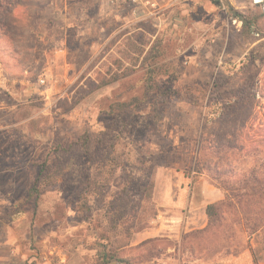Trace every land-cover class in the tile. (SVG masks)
I'll return each instance as SVG.
<instances>
[{"label":"rangeland","instance_id":"obj_1","mask_svg":"<svg viewBox=\"0 0 264 264\" xmlns=\"http://www.w3.org/2000/svg\"><path fill=\"white\" fill-rule=\"evenodd\" d=\"M227 1L254 25L215 0H22L0 20V264H264V204L238 197L264 188L244 182L264 176V15ZM157 40L162 56L144 61ZM86 136L106 141L95 161L78 158ZM50 153L61 175L31 199ZM197 181L228 205L208 233L182 227L207 221L204 206H174Z\"/></svg>","mask_w":264,"mask_h":264},{"label":"trees","instance_id":"obj_2","mask_svg":"<svg viewBox=\"0 0 264 264\" xmlns=\"http://www.w3.org/2000/svg\"><path fill=\"white\" fill-rule=\"evenodd\" d=\"M22 0H0V11L2 13V17H1V21L2 19L4 20V23L7 24L9 18L12 16V14L15 12V10L22 4L21 3ZM215 3L218 5H225L228 7V11L230 12V14L234 17V18H239L240 20H242L244 22V24H246L247 27H252V25H254L255 21L253 20H248L246 19L244 16H242L240 13H238L237 11H235L232 6L229 4V2L227 0H215ZM264 15V14H263ZM159 41L157 40L153 46L150 47V49L148 50V52L145 55L144 61H148V60H152V61H158V59L162 56L160 50L158 49L159 46ZM161 45V44H160ZM157 82L154 81V77L150 78V80L148 81V83L146 84V90H145V97L149 96L150 94L154 93V89ZM157 94V93H156ZM256 96H260L261 98H263V96L261 94H257ZM162 106H163V101L159 102L156 101L154 104V110L152 112H156L158 113L160 116L162 115ZM121 107H126V105H121ZM154 126H156L157 124H155L154 122H152ZM241 126H240V131L243 132L245 129H247L248 124H245V122H241ZM234 124V123H232ZM236 126H238V124H236ZM264 129V128H263ZM93 142L91 143V138L90 136H86V142L89 144L86 146L85 151L83 152V155H79L78 158L85 162V161H95L93 160L94 158L91 157V151L93 150H97L100 148V144L104 141V139H93ZM97 143V146H94V143ZM106 142V141H104ZM73 149V148H71ZM60 150V149H59ZM58 150V151H59ZM57 152V150L55 151ZM67 151H65L66 153ZM61 153H63L61 151ZM57 154V155H56ZM54 156V158L51 157V153L48 154V156H50L51 158H48V156H46V158L39 164V174L37 176V178L35 179L33 186L30 190V198H39L40 195L46 191L47 189H49L50 187H52L56 182H57V178L59 177V175H61L62 172V160L65 159L64 154L63 155H58L59 153H56ZM96 160H99V155H97ZM109 162L110 164L113 166L111 167L112 170L110 171V173L112 172V175L115 173V169H116V165L118 163H115V156H111L109 157ZM115 163V164H114ZM196 170V174L201 173L199 168H195ZM264 172V171H263ZM259 177L257 174H254L252 176L247 177L244 182L246 183V185L248 183H250V181H254L259 183L260 186L264 187V176L263 178ZM239 191H242L241 194L238 195V197H242L243 199H247L246 202H242L243 204V209L245 211H247L248 207H250L252 204V207H257L258 204H264V188H261V192L260 191H253L254 188L246 186L243 188H239ZM135 192L138 193L139 195L143 196L146 199H151L153 197V193H154V183L153 182H149L148 185H146L145 187H136ZM261 193L262 197H256L257 200L252 203L249 199L250 196H255L258 195V193ZM228 196H226L227 199ZM252 197V198H253ZM224 201V200H223ZM223 201L216 203V204H212L209 205L206 208V213H207V217H208V223L209 225L211 224H215L217 222H215V218L217 217V205L218 204H222ZM243 201V200H242ZM260 201V202H259ZM224 207V212L223 215L225 214L226 208H228V205L222 204ZM121 210H116V212L118 211V215L114 216V214L112 215L111 218V223H113L114 227H116L119 222H121L125 217H126V213L124 212L125 210L123 208H120ZM114 212V210H113ZM263 216V215H262ZM246 217V216H245ZM247 220V217H246ZM207 227L203 230H200L201 233H208L207 231ZM194 247V246H193ZM193 253L195 254L197 252L196 248H192ZM121 262H129V260H120Z\"/></svg>","mask_w":264,"mask_h":264},{"label":"crops","instance_id":"obj_3","mask_svg":"<svg viewBox=\"0 0 264 264\" xmlns=\"http://www.w3.org/2000/svg\"><path fill=\"white\" fill-rule=\"evenodd\" d=\"M72 1L75 2L77 0H68V3L70 2V4L74 5ZM103 3H104V0H100V4L102 5L101 6L98 5V10L99 9L100 11L104 10ZM83 6L86 7L85 5ZM223 199H224V194L222 193L220 189L214 187L212 184L208 182L204 183L203 181H197L194 185L189 184V185H186L185 187L180 188V192H178V200L175 202L176 204L174 206L179 208V207H183L185 203L191 204V207L194 205L200 204L202 205V207L203 206L205 207L204 212H205V216L207 217L206 208L209 205L221 202ZM194 216H196V214ZM194 216L189 215V218H187V221L185 218L184 223L182 224L183 229L189 230L190 226H192L190 231H194V230L199 231V230H203L206 228L208 224V217H207V221L205 220L204 223H202V222L197 221V216L196 217ZM172 251H175V250H172ZM170 260H172L171 257H167V255H162V258L156 259L151 263L152 264H169ZM117 264H119V262H117Z\"/></svg>","mask_w":264,"mask_h":264},{"label":"built area","instance_id":"obj_4","mask_svg":"<svg viewBox=\"0 0 264 264\" xmlns=\"http://www.w3.org/2000/svg\"><path fill=\"white\" fill-rule=\"evenodd\" d=\"M147 0H133L134 3L144 4ZM112 4L117 2V0H110ZM251 4L253 6L259 7L262 10V13L264 14V0H250ZM136 12V10H135ZM42 84H45L46 81L42 80Z\"/></svg>","mask_w":264,"mask_h":264},{"label":"water","instance_id":"obj_5","mask_svg":"<svg viewBox=\"0 0 264 264\" xmlns=\"http://www.w3.org/2000/svg\"><path fill=\"white\" fill-rule=\"evenodd\" d=\"M108 264H117V262H116V261H114V262H111V263H108Z\"/></svg>","mask_w":264,"mask_h":264}]
</instances>
